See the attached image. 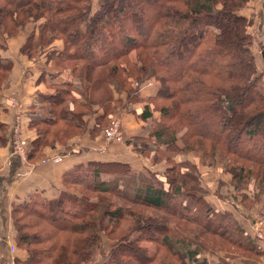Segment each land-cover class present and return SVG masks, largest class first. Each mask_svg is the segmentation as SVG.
<instances>
[{
	"label": "trees",
	"instance_id": "16d2710c",
	"mask_svg": "<svg viewBox=\"0 0 264 264\" xmlns=\"http://www.w3.org/2000/svg\"><path fill=\"white\" fill-rule=\"evenodd\" d=\"M248 1L0 0V35H11L30 19L43 17L44 23L39 37L36 40L31 38L22 48L27 50L30 58L36 57L37 52L53 39L52 37L62 36L64 43L60 50L53 51L59 58L56 63L61 68H67L68 66L61 65V60L73 62L67 69L71 71L73 78H78L80 84L82 83L81 89L76 88L78 91L71 82L60 86V93L71 96L74 105L80 106L74 115L67 114L68 122H71V119L76 121L75 127L79 126L77 123H81L78 134H81L86 126L82 116L95 111L94 105L102 106V112L95 119L94 126L99 127L101 131L108 122H103V118L108 111L114 109L109 102L116 100V104L119 102V95L133 93L134 90L129 88V79L134 77L135 80L141 81L153 75L163 81L164 90H155L146 101L170 98L171 104L163 108V115L175 119L172 125L163 122L149 134L148 140L154 147L152 150L156 158L175 162L174 157L178 151L192 148L186 142L184 147L177 146L175 142L177 126L185 125L187 134L222 145L235 157L263 164L264 93L260 86L262 73L256 68L251 50L252 35L247 29L252 19L241 14ZM133 50L138 51L136 60H131L129 56ZM3 69L8 71L10 64L1 61L0 57V70ZM98 69L101 71L98 72ZM94 70L97 71L96 77L92 76ZM4 78L5 75L0 77V83ZM99 89H104V93L102 91L103 95L95 99L91 91ZM75 91L84 103H80L78 97L74 96ZM55 95L58 96V93ZM49 111L52 113V119L56 120L62 115L65 117L67 108L64 107L59 112L61 116H57V111ZM151 115L149 105L140 113L144 120H148ZM49 119L33 118V121H30L31 127L54 123ZM36 131L38 137L33 140L28 150L29 159L32 161L42 155H39L42 151L36 147L42 136L40 137L39 129ZM3 132L4 126L0 123V143L5 142ZM144 145L143 142L139 147L149 152L150 149ZM185 161L187 162L185 159L178 160L176 163ZM172 166L168 165L161 171L167 183L165 189L161 188L162 182H156L153 173H149L150 178L146 177L142 183L132 184L133 192H129L121 182L111 184L110 180H102L101 177L127 173L129 168L125 163L94 160L86 167H78L74 172L64 173L63 189L55 199L48 200L35 193L27 201L12 208L16 246L27 254L22 260H16V264L198 262L197 255L201 248L193 246L187 233L178 238L170 233L167 219L154 215L147 217L123 206L114 208L115 205L105 197L93 196L91 199L82 193L77 196L76 192L79 190L76 188L79 185L89 191L109 192L128 203L166 211L173 218L200 224L207 233L221 232L220 234L226 236L235 234L240 236L238 243H245L244 247L251 250L252 254L264 257V248L243 230V234L239 233L236 222L228 215L230 213L219 212L206 202L200 182L185 187V179L194 181V175L188 177L187 174L181 173L183 178L179 183L177 179L169 176V170H175ZM150 172L156 175L155 171ZM174 173L177 176L176 171ZM194 182H198L197 179ZM64 203H67L66 206ZM26 216L37 217L51 224L53 229L41 227L36 234L24 233L23 229L28 227V223L22 219ZM123 217L132 223L128 224L127 232L125 229L123 235L115 238V245L108 251L102 250L103 255H99L100 237L97 230L104 225V219L115 220V227H112L114 229ZM154 220H163L159 223L162 232L150 234L141 231L143 229L148 232L149 225ZM102 228L105 229V226ZM173 228L177 229L174 225ZM61 239H64V242ZM230 239L236 242L232 237ZM51 240L54 241L49 244ZM143 240L153 243L154 250L151 254L145 252L138 257L140 247L136 244ZM247 241L251 245L247 244ZM117 246H120L117 249L126 248L127 251L124 249L125 252L120 255ZM114 249L116 251H113ZM162 249L167 254L164 257L162 253L158 255ZM126 255L128 259L125 258ZM99 256L101 259L96 261L95 258ZM168 256H171L174 262L166 260ZM199 261L207 264L205 258Z\"/></svg>",
	"mask_w": 264,
	"mask_h": 264
},
{
	"label": "rangeland",
	"instance_id": "374dc122",
	"mask_svg": "<svg viewBox=\"0 0 264 264\" xmlns=\"http://www.w3.org/2000/svg\"><path fill=\"white\" fill-rule=\"evenodd\" d=\"M248 2H250V0ZM44 16L46 15L44 14ZM245 16L251 18V16H248V15H245ZM11 20H13V17H11ZM43 23H44L43 17L38 18V19H32V20L30 19L24 26L22 25L19 26L18 30L13 32L11 35L7 36L6 35L7 33L6 34L3 33L4 35H0L1 37L0 44H4L2 46L0 45L1 46L0 54L4 53V55L11 56L12 58L15 57L14 59L16 61V64L14 62L15 65L13 66V68H11L12 70L10 69H9L10 71L8 70L9 73L8 71L5 72L4 69L0 70V77H2L3 75H5V77L9 75L6 86H8L13 81L16 74L19 73L22 67H24L23 66L24 64L22 63L23 64L22 65L21 62L17 60V58H22L21 59L22 62H25L27 67H28V64L31 63L32 61L43 60L46 57H54V60L56 62L58 61L59 58L53 55L54 53L51 54L52 56L49 54L51 53L53 47L58 45L59 42H61L62 44L64 43V40L61 35L57 37H52L53 39H50L41 48V50L37 52L36 57L33 56L32 58H30L28 56L29 54L27 50H22L23 45L26 42L30 41L31 38L32 40H36L37 37H39L38 34L41 33V27ZM19 45H20V48L18 49L17 47H19ZM252 45H251V50H252ZM137 54H138V51L133 50L129 54L130 59L136 60ZM60 63L61 65L68 66V67H70V65L73 64V62H68L65 60H61ZM138 64L140 65V63ZM96 70H94L92 73V76L94 77H96L95 76L97 73ZM99 71H101V69H98V72ZM261 73H262V76L260 79V86H261L262 93H264V72H261ZM129 81H130L129 88L134 90L133 93L131 95L124 94V93L119 95L117 99L119 100V102L116 104H115L116 100L113 101L114 103L109 102V105L111 107L114 106V109L111 111H108V113L103 118V122L104 121L106 122L107 120L109 121L110 120L109 117H113V118L116 117L119 120L118 131H120L122 135L120 140L106 139L105 135L103 134L104 128L100 132L98 129L99 127L94 128L89 133L91 134L90 136H94L96 132L98 134H101V137L107 143L120 142V141L125 142L128 139H125L124 133H122L123 120L121 119L119 113L122 110L124 112L128 111L133 114L135 113V111L138 113H141V111L145 108V106H148V105L150 107L152 115L148 118V120H145V123L141 126L143 134H146L147 132L148 134H151V131L153 130V128L158 127L159 124H162L163 122H166L168 125H172L174 123L175 119H171V117H169L168 115L166 116L163 115L165 114V111L163 108L166 105L171 104L170 98L162 97V98L152 99V101H146V98H148V96H151L155 90H161V89L164 90L163 81H161V79L152 75V76L147 77L146 79H142L141 81L135 80L134 77L130 78ZM2 83L3 82L0 83V89L1 88L3 89L5 85ZM79 86L80 87L78 88L81 89L82 83ZM55 91L58 93V96L55 95L54 98L48 99L45 102L46 104L45 103L42 104V107L45 108L43 109V113L47 114L48 110L52 109V111L54 112L57 111V116H58L59 112L62 111L64 107H66L67 113L65 114V117L59 114V116L61 117L57 118L56 120H53L52 119L53 117H50L49 120L50 121L53 120L52 122L54 123L33 125V128H35V130L36 129L40 130V137L42 136L39 140V143L36 144L38 145L36 147L40 151H42V152H39L40 153L39 155H41L42 153L39 160L43 161L44 163L49 162V161L52 162L51 161L52 156L50 157V155L46 153V150L48 149V147L49 148L54 147L56 143H58L60 146H63V145L66 146L67 141L70 138L77 137L79 131L81 130L80 129L81 123H77L79 124V126L75 127L76 121H74L73 119H71V122L67 121L68 116H69L67 114H70L71 116L74 115V112L80 106L74 105L71 96L63 95V92L60 93L61 91L60 87H56ZM102 91L104 93V89H102ZM102 91L101 89L94 90V91H91V94L96 99L99 95L102 94ZM12 101H13V105L18 107L17 106L18 104L16 100L14 101L13 97H12ZM78 101L80 103H84V101L81 99H79ZM45 106H47L48 108H46ZM97 107L100 108V111L102 110V106L97 105ZM89 113H86L82 116V119L85 122L84 125H87V121L85 120V117ZM18 116H17V121H16L18 122L17 133H16L17 141L21 139L22 137L20 133L22 122H21L20 116L19 117ZM163 116L164 118L165 117L166 118L164 119ZM176 129H177L176 130L177 132L176 140H175L176 145L179 147H184L183 145L186 142L188 146L192 148L191 149L184 148L182 149V151H178V153L176 154L175 160L180 159L181 156L184 155L185 156L184 159L187 160V162L185 161V162H181L177 164L176 161L173 162L174 160L173 161L168 160V162L166 161L168 165L170 166L173 165L172 167H174L175 169V170H169L168 175L177 179L176 180L177 183H179L180 180L183 178V177L181 178V175H182L181 173L187 174L188 177H191L194 175L196 178L193 177V180L196 181L197 179L198 182H194L192 181V179L190 180L184 177L186 178L185 187L188 188V186L191 184H195V183L198 184L199 182H202L201 185H202L203 194L206 200L207 201L209 200V201H212L213 203H217L221 205L222 207L218 209L219 212L226 211L227 214L230 213L228 214L229 217H231V220H234L236 222L237 226L241 230V232L240 230H238L239 233L243 234L242 232L243 230L249 236L252 235V237H254L253 239L255 242H257L260 239V237L264 239V163L260 164V163H256L253 161L250 162L248 160L238 158L237 156L235 157L234 154L228 152L225 149V147L222 145H219L213 142L211 143L210 140L208 139L206 140L203 137L191 136L190 134L186 133L187 127L185 125L177 126ZM35 132L37 134V131ZM129 144L132 145V140L130 139H129ZM136 152L138 153L140 152V154L143 155V157L144 156L150 157V161H153V162L157 161L160 167L163 166V168H165V164L159 163L163 159H160L158 157L156 158L154 153H150L147 150H143L139 148L138 150H136ZM231 167L232 168L235 167L236 169L234 168L232 169ZM150 171L148 172L153 173L152 176L156 178L155 173L150 172ZM174 171H176L177 176L174 175L175 174ZM101 177H102V180H110L112 182L111 184H113V182H116V183L119 182L120 184L121 182L123 187H125L129 192H133L132 184L131 185L127 184V186H125L124 183L126 182L122 180V177L119 178L118 176H112L111 178V176H106V175H101ZM146 177H147L146 175H143V178H146ZM136 183L134 184L136 185ZM76 190H79L78 192H76L77 196H79V193H82L84 196H88V198H91V199H93L92 198L93 196L94 197L96 196L105 197L107 200H110L115 205L114 208L123 206V208L125 209L129 208L133 210V212L138 211L142 213V215H145L147 217L154 215V216H159L161 218L163 217L167 219L166 223H168L169 225L168 231L174 234L177 238L178 236L187 233L189 236V240L193 242V246L201 248L197 257L199 258V260L201 258L202 259L205 258V261L207 262V264H264V257L256 256L254 253L252 254V252H250L251 250H248L247 248L244 247L245 243H242V244L241 242L238 243V240H239L238 238L240 236L237 237L235 234H232L231 236L227 235L228 236L227 237L226 235L220 234L221 232L207 233L203 231L201 225L198 223L192 224L191 222L185 221L183 219L173 218L172 216H170L168 212L166 211L164 212L160 209H156V208L150 209V208L143 207L137 203L136 204L131 203V202L128 203L125 199L123 198L121 199L118 196L113 195L109 192L103 193V192L89 191V189H86L85 187H82L80 185L76 188ZM66 204L67 203H64L65 206ZM111 210H115V209L111 208ZM123 215H126V214H123ZM12 218H13V212H12ZM252 218H255L257 220V223H258L257 228L252 227L251 225ZM39 220L40 219L34 216H28V217L26 216L24 219H22V221L25 223H28L27 224L28 227H24L23 232L32 235V234H36L37 232H39L41 230V227L44 229H49V230L53 229L51 224L43 220L42 221L41 220L39 221ZM104 220H105L104 225L100 227V230H97L98 235L100 237L98 241L100 243L99 255H103L101 254L102 250H104L105 252V251H108L109 248L113 247V245H115V242L117 241L115 238L119 237L120 235H123L125 229L127 232L128 224H132L131 221L128 222L126 218L123 217L119 225H117L116 228L113 229L112 227H115V225H113L115 220H109V219L107 220L104 219ZM162 221L163 220L161 221L154 220L153 223L149 225L150 227L148 229L149 230L148 232L143 229H141V231H143L144 233L146 232L150 234L158 232V231L162 232L161 231L162 227L159 224V223H162ZM230 224H231V221H230ZM173 225L177 229H174ZM14 226H15V223H14ZM103 226H105V229L102 228ZM226 228L230 230L229 227H227V225H226ZM233 228H237V227H233ZM111 229H113L112 232H108V231H111ZM59 236L65 237V235H59ZM229 237L230 238L232 237L233 239H235L236 242L230 239ZM52 241L54 240H51L49 244H51ZM61 241L64 242V239H61ZM246 243L250 244L248 241ZM261 245L264 246V243ZM136 246L142 248V249L138 248L140 252V254L137 255L138 257H140L141 254L145 252H148L149 254H151L152 251L154 250L153 243L147 242L144 240L137 242ZM119 247L120 246H117L116 249ZM116 249H114L113 251H116ZM124 249L126 250V248H123L122 250L117 249V252H119V254L122 255L123 252H125ZM161 253L163 254V257L167 255L163 249L160 250L158 255H160ZM125 258L128 259V256L126 255ZM96 259L97 260L101 259V256L96 257L95 260ZM130 259L131 261L134 262L132 258ZM95 260L94 262L97 261ZM166 260H169L170 262H174L171 256H168ZM199 260H197L198 262H196V264H202ZM154 262L155 261H152V263L150 264H155L156 262L155 263Z\"/></svg>",
	"mask_w": 264,
	"mask_h": 264
},
{
	"label": "crops",
	"instance_id": "0c3cea01",
	"mask_svg": "<svg viewBox=\"0 0 264 264\" xmlns=\"http://www.w3.org/2000/svg\"><path fill=\"white\" fill-rule=\"evenodd\" d=\"M241 12L252 18V23L248 27L253 36L252 51L258 71L264 72V0H250ZM61 46L62 43L59 42L58 45L53 47L49 55L54 53L53 55L56 56V52L53 51L60 50ZM17 48L19 49L20 45ZM0 57L1 61H7L10 64V70H12L11 68L16 64L15 57L12 58L4 55V53L0 54ZM21 59L17 58L21 64H24H22L24 67L21 68L8 86L6 84L9 75L6 76L2 83L5 85L3 89H0V123L4 126V137H6L5 142L0 143V264H6L11 254L15 256V261H20L27 255L24 250H20L16 246V230L12 218V208L17 204H21V202L27 201L35 193L48 200L55 199L63 189L62 176L64 173L74 172L78 167H86L94 160L101 162L116 161L128 165L129 171L118 176L126 182L124 184L131 185L136 181L142 183L145 179L143 175L148 178L151 177L148 176V171L151 170L156 172V182H162L161 188L165 189L167 187L166 180L161 175V171L164 170L163 166L160 167L157 161H150V157H143L140 152H136L138 148L142 149L139 146L143 142L144 147L150 149V153H153L152 148H154L148 140V132L146 134L142 133L141 126L145 123V120L136 111L134 114L123 110L119 113L123 120L122 133H124L125 139H128L125 142L107 143L103 140L101 134L96 132L94 136H90L89 133L95 126V119L102 112L100 108L94 105L95 111L86 115L87 125L81 134L70 138L66 146H60L56 143L54 147H48L46 150L50 157L58 156V161L44 163L39 159L30 160L29 146L38 137L35 128L31 127L30 121H33V118L52 117L49 110L47 114L43 113L45 108L42 107V104L48 100L47 97L55 96V88L60 87L65 82H71L74 89L80 87V80L76 77L73 78L69 69L59 67L54 57L32 61L28 64V67ZM74 96L78 97V100H83L76 91ZM12 97L14 101L16 100L18 107L13 105ZM18 115L22 122L20 133L21 140L24 142V155L12 151L13 139L17 133L15 128L18 125V122H16ZM129 139L132 140V145L129 144ZM175 157L174 159H176ZM184 158L183 155L178 160ZM159 163L165 164V168L168 166L165 160ZM106 176L112 178L111 174ZM201 184L202 182H200ZM204 199L206 200L205 196ZM206 202L211 203L215 210L222 207L209 200H206ZM251 225L257 228L258 223L255 218L251 219ZM250 237L254 238L252 235ZM262 239L260 237L257 241L259 245L264 243V239ZM9 244L15 246L14 253L9 251ZM262 247L264 248V246Z\"/></svg>",
	"mask_w": 264,
	"mask_h": 264
},
{
	"label": "built area",
	"instance_id": "2783aa9c",
	"mask_svg": "<svg viewBox=\"0 0 264 264\" xmlns=\"http://www.w3.org/2000/svg\"><path fill=\"white\" fill-rule=\"evenodd\" d=\"M109 121H108V125L104 127V135H105V138L108 139V140H120L121 138V133L120 131H118V126H119V120L115 117H109ZM15 131H17V127L15 128ZM24 142L19 139L17 141V136L13 139V148H12V151H14L15 153H20L21 155H24L25 154V151H24ZM59 160V157L58 156H54L52 157L51 161L54 162V161H58ZM8 248H9V251L14 253L15 251V246L13 244H9L8 245ZM6 264H16V261H15V256H13V254H11L7 261H6Z\"/></svg>",
	"mask_w": 264,
	"mask_h": 264
}]
</instances>
